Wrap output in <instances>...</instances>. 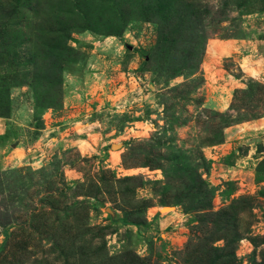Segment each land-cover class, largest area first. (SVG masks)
<instances>
[{
	"label": "rangeland",
	"instance_id": "obj_1",
	"mask_svg": "<svg viewBox=\"0 0 264 264\" xmlns=\"http://www.w3.org/2000/svg\"><path fill=\"white\" fill-rule=\"evenodd\" d=\"M0 264H264V0H0Z\"/></svg>",
	"mask_w": 264,
	"mask_h": 264
}]
</instances>
